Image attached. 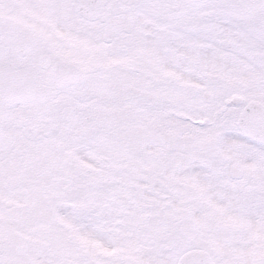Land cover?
I'll return each instance as SVG.
<instances>
[{
  "label": "snow or ice",
  "instance_id": "1",
  "mask_svg": "<svg viewBox=\"0 0 264 264\" xmlns=\"http://www.w3.org/2000/svg\"><path fill=\"white\" fill-rule=\"evenodd\" d=\"M0 264H264V0H0Z\"/></svg>",
  "mask_w": 264,
  "mask_h": 264
}]
</instances>
